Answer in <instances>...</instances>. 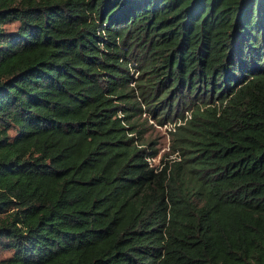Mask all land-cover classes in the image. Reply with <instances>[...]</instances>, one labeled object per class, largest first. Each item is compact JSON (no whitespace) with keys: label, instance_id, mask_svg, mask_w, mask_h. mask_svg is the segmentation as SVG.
<instances>
[{"label":"trees","instance_id":"16d2710c","mask_svg":"<svg viewBox=\"0 0 264 264\" xmlns=\"http://www.w3.org/2000/svg\"><path fill=\"white\" fill-rule=\"evenodd\" d=\"M0 264H264V0H0Z\"/></svg>","mask_w":264,"mask_h":264},{"label":"rangeland","instance_id":"374dc122","mask_svg":"<svg viewBox=\"0 0 264 264\" xmlns=\"http://www.w3.org/2000/svg\"><path fill=\"white\" fill-rule=\"evenodd\" d=\"M136 121L139 124V129H144L145 134L142 138L143 144L155 143V148L158 150V157L154 160H150L152 166H158L161 160H171L178 158V153H172V144L174 132V123H168L166 127L159 126L157 123L148 116V114H143L137 117ZM13 135V133H11ZM9 256V254H5Z\"/></svg>","mask_w":264,"mask_h":264},{"label":"built area","instance_id":"2783aa9c","mask_svg":"<svg viewBox=\"0 0 264 264\" xmlns=\"http://www.w3.org/2000/svg\"><path fill=\"white\" fill-rule=\"evenodd\" d=\"M132 72H134V71H132ZM137 74H135V76H136ZM167 125H165L164 127H166Z\"/></svg>","mask_w":264,"mask_h":264}]
</instances>
